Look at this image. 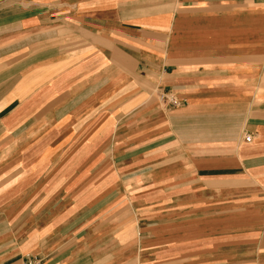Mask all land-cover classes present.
<instances>
[{
	"label": "crops",
	"instance_id": "crops-1",
	"mask_svg": "<svg viewBox=\"0 0 264 264\" xmlns=\"http://www.w3.org/2000/svg\"><path fill=\"white\" fill-rule=\"evenodd\" d=\"M31 260L264 264V0H0V264Z\"/></svg>",
	"mask_w": 264,
	"mask_h": 264
},
{
	"label": "built area",
	"instance_id": "built-area-1",
	"mask_svg": "<svg viewBox=\"0 0 264 264\" xmlns=\"http://www.w3.org/2000/svg\"><path fill=\"white\" fill-rule=\"evenodd\" d=\"M171 102L173 103V104H178V101H176L175 99H172L171 100ZM252 140V136H251V134H248V135H246V137H245V141H247V142H250ZM27 264H36L34 261H28V263Z\"/></svg>",
	"mask_w": 264,
	"mask_h": 264
}]
</instances>
